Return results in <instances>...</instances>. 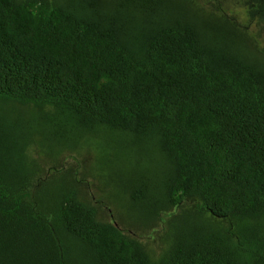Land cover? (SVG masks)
<instances>
[{
    "label": "trees",
    "instance_id": "trees-1",
    "mask_svg": "<svg viewBox=\"0 0 264 264\" xmlns=\"http://www.w3.org/2000/svg\"><path fill=\"white\" fill-rule=\"evenodd\" d=\"M224 1L0 0V264H264V0Z\"/></svg>",
    "mask_w": 264,
    "mask_h": 264
},
{
    "label": "rangeland",
    "instance_id": "rangeland-1",
    "mask_svg": "<svg viewBox=\"0 0 264 264\" xmlns=\"http://www.w3.org/2000/svg\"><path fill=\"white\" fill-rule=\"evenodd\" d=\"M194 1L196 2V4L198 6L203 7L204 9L206 7H209L206 4V2H204V0H194ZM224 4L230 5V0H225ZM19 113L26 114L23 111L19 112ZM32 129L35 132L41 131V133L45 135V139H49L50 136H54L55 132H57L56 130H54L50 126L48 128L47 127L46 128L45 127H41L40 129H38L36 126H34V127H32ZM32 138L35 141H43L44 140V137H42V135H40V136L36 135L35 137H32ZM61 142H62V140L59 138V140L56 141L55 146L52 147L53 150L50 153L56 154L57 157L53 156L54 158H52V159L50 158V159L53 160V161H56L58 163L62 162L63 164H64V162H66L67 166H68V164L70 165L69 169L75 166L74 163L76 165L81 166L80 165V161L81 160L78 159L76 156H68V155H66V153L64 152L66 150L62 149L63 145H62ZM51 144L52 143H48L47 147H50ZM103 146H104V149H101L100 151L98 150L97 146L96 147L89 146L88 150L90 149L91 151H93L94 155H95V153H97V155H98L103 150H105L104 153L111 152L110 148H108L106 145H103ZM88 156H91V155H88ZM88 156H86V157H88ZM98 157H97V159H98ZM42 158H44V157H42ZM106 162H107V166H104V164H103V162L101 160H100V163H99L96 160H94V158H91V161H87V159H86V162H84L85 163L84 168L93 169L91 171L94 174L95 182L100 185L101 189H103V190L108 192L107 197H109L110 194H113L115 191H118V193L121 191V187H122L124 181L121 178L112 176V174H111L112 173V163L110 161V158L106 159ZM49 164H51V162ZM122 166H123V163H122ZM114 168L119 169V166L116 165ZM123 168L125 169L126 166H123ZM56 172H57V166H54L53 169L50 170V175H54ZM122 193L123 192L119 193V197L122 196ZM119 197L117 198L118 200H119ZM115 204L118 207H122L120 205V203H118V202H115ZM110 220H111V218H109V215H108V217L106 216V221H110Z\"/></svg>",
    "mask_w": 264,
    "mask_h": 264
}]
</instances>
